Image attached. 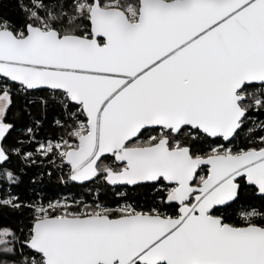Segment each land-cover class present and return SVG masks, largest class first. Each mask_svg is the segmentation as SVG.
Listing matches in <instances>:
<instances>
[{
    "label": "snow or ice",
    "instance_id": "snow-or-ice-1",
    "mask_svg": "<svg viewBox=\"0 0 264 264\" xmlns=\"http://www.w3.org/2000/svg\"><path fill=\"white\" fill-rule=\"evenodd\" d=\"M0 264H264V0H0Z\"/></svg>",
    "mask_w": 264,
    "mask_h": 264
},
{
    "label": "trees",
    "instance_id": "trees-1",
    "mask_svg": "<svg viewBox=\"0 0 264 264\" xmlns=\"http://www.w3.org/2000/svg\"><path fill=\"white\" fill-rule=\"evenodd\" d=\"M33 172L30 171L28 175L23 177V183L16 189V192L21 196V198L26 199L30 197L33 193V189L36 191H42L43 194L50 198H59L60 196L65 195H74L82 191L79 188H72L70 186H64L57 184L55 181V177L51 181L44 178V182L42 184H38L33 186L30 183V178L32 177Z\"/></svg>",
    "mask_w": 264,
    "mask_h": 264
}]
</instances>
